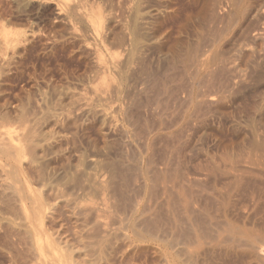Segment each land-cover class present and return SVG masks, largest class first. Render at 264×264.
Wrapping results in <instances>:
<instances>
[{"label": "rangeland", "instance_id": "obj_1", "mask_svg": "<svg viewBox=\"0 0 264 264\" xmlns=\"http://www.w3.org/2000/svg\"><path fill=\"white\" fill-rule=\"evenodd\" d=\"M42 1L0 0V27L4 26L0 28V138L4 141L11 137L14 144H21L20 154L25 157L21 155L20 166L40 168L37 171L39 174L42 171V178L40 175L28 178L30 181L34 178L32 186L40 185L37 187L41 191L37 192L44 195L43 199L48 191L59 198L55 202L70 211L65 210L67 214L77 215L78 228H82L80 232L83 231L84 235L81 234L86 241L84 248L89 245L86 254L95 246L96 252L103 247L102 260L91 252L92 261L95 264H168L162 239L167 218L164 188L170 184L166 170L173 169L190 177L203 173L204 176H200L203 181L217 180L218 184H201L205 187L214 184L218 190L223 188L221 191L226 190L223 182L230 172L238 175L241 181L232 183L234 188L227 187L235 191L229 193L228 190L231 204L229 199L225 200L224 212H227L223 217L231 216L226 220L248 231V235L253 232L251 238L264 245V0H242L243 9L237 14L238 18L226 23L227 26L223 23L234 9L230 0H69L66 8L55 0L54 4ZM55 5L59 7L54 8ZM217 33L224 36L219 34V37ZM98 54L107 59L103 57L100 61ZM214 78L217 81L223 78L219 83H226L228 87L223 86V89L218 82L212 86L216 82ZM163 97L168 102H164ZM4 143L1 148L7 149L8 143ZM163 180L168 184H162ZM4 202L1 201L3 205ZM3 205L0 204L1 228L5 219L10 218L9 214H13V206L5 204V208ZM197 205L195 207H199ZM47 207L45 211L49 212L50 205ZM150 224L160 227L157 234ZM1 228L0 264H15L9 256L14 248L5 250V244L11 245V240L4 237ZM87 234L89 238L85 237ZM142 246L147 250L143 252ZM236 247L230 253L211 249L200 255L198 261L201 262L197 264L207 261V264H234V261L241 264L243 259L242 264H246L247 259V264H260L253 262L241 247ZM132 248L139 253L134 254Z\"/></svg>", "mask_w": 264, "mask_h": 264}, {"label": "bare ground", "instance_id": "obj_2", "mask_svg": "<svg viewBox=\"0 0 264 264\" xmlns=\"http://www.w3.org/2000/svg\"><path fill=\"white\" fill-rule=\"evenodd\" d=\"M18 1V0H16ZM40 1V0H39ZM45 1L46 3L47 2H52V4H54V0H43ZM42 1V2H43ZM56 2L58 1L59 4L58 5H61V7H67L68 5V2L69 0H55ZM71 1V0H70ZM216 1V0H215ZM232 2V8L233 10H231V12L233 14H231V12L229 13L231 16L228 15V17L224 18V17H221L223 19H226L227 22L223 23L226 25L232 23V21H234V19L236 18L237 14H239V12H241V8L243 7L241 5V3L243 4L244 1L242 2V0H230ZM24 2V0H23ZM75 1H73L74 3ZM40 3V2H39ZM61 3V4H60ZM70 3V2H69ZM76 3V2H75ZM148 3V2H147ZM215 4V3H214ZM19 5V4H18ZM141 5V4H140ZM73 6L75 7V4H73ZM139 6V5H138ZM152 6V5H151ZM55 7H59L57 5L54 6ZM70 8V6H68ZM73 7V8H74ZM72 8V7H71ZM223 8V7H222ZM229 8V7H228ZM52 9V8H50ZM59 11H61L62 9L61 8H57ZM57 9L55 11H57ZM61 9V10H60ZM172 9V8H171ZM243 9V8H242ZM71 10V9H69ZM146 10V9H145ZM213 10V9H211ZM2 11V10H1ZM54 11V10H53ZM63 11V10H62ZM135 11V10H134ZM223 11V10H222ZM226 11V10H225ZM66 12V11H64ZM72 12V11H71ZM157 12V11H155ZM213 12V11H212ZM243 12V10H242ZM57 13V12H55ZM63 13V12H62ZM211 13V12H210ZM54 14V13H53ZM153 14V13H152ZM50 15V14H49ZM68 15V14H67ZM86 15V14H85ZM159 15V13H158ZM61 16V15H59ZM65 16V15H64ZM138 16V15H137ZM140 16V15H139ZM157 16V15H156ZM65 18V17H64ZM70 18V17H69ZM135 18V17H134ZM215 18V17H214ZM238 18V16H237ZM143 19V18H142ZM220 19V18H219ZM135 20V19H134ZM219 21V20H218ZM222 21V20H221ZM136 23V22H135ZM148 23V22H147ZM93 25V24H92ZM100 25V24H99ZM102 25V24H101ZM160 25V24H159ZM226 25V26H227ZM98 26V25H97ZM121 26V24H120ZM145 26V25H144ZM216 26V25H215ZM2 27V26H1ZM0 27V28H1ZM4 27V26H3ZM2 27V28H3ZM96 25L93 26V29H95ZM99 27V26H98ZM101 27V26H100ZM112 27V26H111ZM146 27V26H145ZM156 27V26H155ZM218 27V26H217ZM222 27V26H221ZM225 27V26H224ZM1 28V29H2ZM121 28V27H120ZM126 28V26H125ZM147 28V27H146ZM161 28V27H160ZM225 28H229L228 27H225ZM225 28H224V32H225ZM98 29V28H97ZM104 29V28H103ZM110 29V28H108ZM4 30V29H3ZM96 30V29H95ZM106 30V29H105ZM104 30V31H105ZM112 30V29H111ZM221 30V29H219ZM223 30V29H222ZM2 31V30H1ZM5 31V30H4ZM4 31H3V34H4ZM99 33H101V29L97 30ZM96 31V32H97ZM140 31V30H139ZM117 32V31H116ZM136 32V31H135ZM219 32V31H217ZM223 32V31H222ZM1 33V32H0ZM6 33V32H5ZM106 33V32H105ZM114 33V32H113ZM124 33V32H123ZM7 34V33H6ZM9 34V33H8ZM85 34V33H84ZM98 34V33H97ZM104 34V33H103ZM140 34V33H139ZM152 34V33H151ZM218 36L220 37V33H217ZM220 34V35H219ZM1 35V34H0ZM112 35V34H111ZM141 35V34H140ZM223 35V34H222ZM221 35V36H222ZM4 36V35H3ZM103 36V35H101ZM100 36V37H101ZM107 36V35H106ZM145 36V35H144ZM153 36V35H152ZM224 36V35H223ZM6 35L4 36V39H5ZM104 37V36H103ZM117 37V35H116ZM130 37V36H129ZM128 37V38H129ZM137 37V36H136ZM147 37V36H146ZM217 37V36H216ZM259 37V36H258ZM9 38V36H8ZM11 38V37H10ZM9 38V39H10ZM89 38V37H88ZM102 38V37H101ZM118 38V37H117ZM124 38V37H123ZM145 38V37H144ZM256 38V37H255ZM2 39V38H1ZM2 39V40H4ZM12 39V38H11ZM86 39V38H85ZM98 39H100L98 37ZM126 39V38H125ZM254 39V38H253ZM8 40V39H7ZM90 40V39H89ZM106 40V39H104ZM102 40V41H104ZM132 39H130L131 41ZM156 40V39H155ZM255 40V39H254ZM9 41V40H8ZM8 41H6L8 43ZM99 42L101 40H98ZM101 41V42H102ZM121 41V40H120ZM119 41V42H120ZM123 41V40H122ZM121 41V42H122ZM13 42V41H12ZM105 42V41H104ZM132 42V41H131ZM258 42V41H257ZM2 43V42H0ZM115 43V42H114ZM210 43V42H209ZM5 44V42H4ZM104 44V43H102ZM121 44V43H120ZM126 44V43H125ZM257 44V43H256ZM255 44V45H256ZM9 45H10V42H9ZM101 45V44H100ZM106 45V44H104ZM103 45V46H104ZM119 45V44H118ZM2 46V45H1ZM7 46V44H6ZM125 46V45H124ZM123 46V47H124ZM3 47V46H2ZM137 47V46H136ZM260 47H261V44H260ZM107 48V47H106ZM262 48V47H261ZM5 49V48H4ZM99 49V48H98ZM111 49V48H110ZM260 49V48H259ZM114 50V49H113ZM127 50V49H126ZM197 50V49H196ZM3 51V50H1ZM133 52V49L131 50ZM150 51V50H149ZM97 52V51H96ZM114 52V51H113ZM131 52V54H132ZM143 52V51H142ZM110 53V52H109ZM116 53V52H114ZM112 53V54H114ZM121 53V52H120ZM123 53V52H122ZM4 54V53H3ZM96 54V53H95ZM102 54H104L102 52ZM198 54V53H197ZM99 55V54H98ZM110 56V54H108ZM120 55V54H119ZM118 55V56H119ZM130 55V54H129ZM167 55V54H166ZM4 56V55H3ZM121 56V55H120ZM183 56V55H182ZM198 56V55H197ZM98 57V56H97ZM104 57V55H103ZM102 55H99V60L100 61H103L102 60ZM130 57V56H129ZM137 57V56H136ZM106 58V57H104ZM109 58V57H108ZM132 58V56H131ZM5 59V58H4ZM107 59V58H106ZM105 59V60H106ZM116 59V58H115ZM114 59V60H115ZM128 59V57H127ZM130 59V58H129ZM128 59V60H129ZM193 59V58H192ZM104 60V61H105ZM111 60V59H110ZM144 60V59H143ZM202 60V58H201ZM131 61V60H130ZM134 61V60H133ZM198 61V60H197ZM205 61V60H204ZM98 62V61H97ZM126 62V61H125ZM176 62V61H175ZM179 62V61H178ZM109 63V61L107 62ZM119 63V62H118ZM168 63V62H167ZM190 63V62H189ZM196 63V62H195ZM102 64V63H101ZM115 64V63H114ZM137 64V63H136ZM162 64V62H161ZM174 64V63H172ZM177 64V63H175ZM103 65V64H102ZM106 65V64H105ZM192 65V64H191ZM217 65V64H216ZM118 66V65H117ZM173 66V65H172ZM171 66V67H172ZM178 66V65H176ZM185 66V65H184ZM194 66V65H193ZM199 66V65H198ZM107 67V65H106ZM138 67V66H137ZM168 67V66H167ZM187 67V66H186ZM189 67V66H188ZM191 67V66H190ZM218 67V66H217ZM221 67V66H220ZM223 67V66H222ZM122 68V67H121ZM132 68V67H131ZM151 68V67H150ZM182 68V67H181ZM219 68V67H218ZM225 68V66H224ZM102 69V68H101ZM104 69V68H103ZM109 69V68H108ZM123 69V68H122ZM146 69V68H145ZM171 69V68H170ZM177 69V67L175 68ZM186 69V68H185ZM188 69V68H187ZM186 69V71H187ZM193 69V68H192ZM201 69V68H200ZM107 70V68H106ZM163 70V69H162ZM168 70V69H167ZM174 70V69H172ZM183 71V69H181ZM198 70V69H197ZM196 68H195V71H197ZM217 70V69H216ZM222 70V69H221ZM226 70V69H225ZM157 71V70H156ZM184 71V72H186ZM214 71L213 73H215V70H212ZM211 71V72H212ZM109 72V71H108ZM152 72V71H151ZM158 72V71H157ZM164 71H162L163 73ZM179 72V71H178ZM194 72V71H193ZM192 72V73H193ZM218 72V71H217ZM104 73V71H103ZM106 73V72H105ZM155 73V72H154ZM175 73V72H174ZM195 73V72H194ZM193 73V74H194ZM198 73V71H197ZM196 73V74H197ZM210 73V72H209ZM108 74V73H106ZM159 74V73H158ZM169 74V73H168ZM190 74V73H189ZM194 74V75H196ZM211 74V73H210ZM228 74V73H227ZM132 75V74H131ZM178 75V73H177ZM184 75V74H183ZM206 75V74H205ZM216 75V73H215ZM110 76V74H109ZM112 76V75H111ZM110 76V77H111ZM158 76V75H157ZM165 76V75H164ZM163 76V77H164ZM180 76V75H179ZM187 76V75H186ZM198 76V75H197ZM209 76V75H208ZM207 76V77H208ZM105 77V76H103ZM109 77V78H110ZM145 77V76H144ZM162 77V76H161ZM193 76H191L192 78ZM211 77V76H210ZM215 77V76H214ZM218 77V76H216ZM215 77V78H216ZM226 77V76H225ZM229 77V76H228ZM108 78V77H107ZM115 78V77H114ZM138 78V77H137ZM158 78V77H157ZM156 78V79H157ZM165 78V77H164ZM177 78V76H176ZM190 78V79H191ZM194 78H196V76H194ZM214 78V82L213 84H211L212 86L215 85V83L217 84L218 82V85L220 84L219 82L220 81H223V78L222 80H216ZM220 78V77H219ZM144 79V78H143ZM148 79V78H147ZM161 79V78H160ZM159 79V80H160ZM171 79V78H169ZM173 79V78H172ZM178 79V78H177ZM199 79V78H198ZM209 79V78H208ZM227 79V78H226ZM110 80V79H108ZM107 80V81H108ZM152 80V79H150ZM165 80H168V78ZM185 80V79H184ZM189 80V79H188ZM211 80L213 81V79L211 78ZM228 80V79H227ZM106 81V82H107ZM140 81V80H139ZM146 81V80H145ZM156 81V80H155ZM158 81V80H157ZM172 81V80H171ZM152 82V81H150ZM161 82H164V79L161 80ZM166 82V81H165ZM169 81H167L168 83ZM174 82V81H173ZM175 82H176V79H175ZM181 82V81H180ZM184 82V81H183ZM186 82V81H185ZM191 82V81H190ZM211 82V81H209ZM225 82V80H224ZM230 82V81H229ZM157 83V82H156ZM159 83V82H158ZM157 83V84H158ZM172 83V82H171ZM146 84V83H145ZM161 84H164V83H161ZM180 84V83H179ZM188 84V82H187ZM190 84H193V83H190ZM200 84V83H199ZM210 84V83H208ZM222 84V82H221ZM220 84V85H221ZM226 84V83H225ZM225 84H222V86H219V87H225ZM153 85V84H152ZM175 85V84H174ZM178 85V84H176ZM186 85V84H185ZM189 85V84H188ZM210 85V86H211ZM218 85H216L215 87H218ZM159 86V85H158ZM169 86V84H168ZM171 86V85H170ZM211 86V87H212ZM154 87V86H153ZM157 87V86H156ZM162 87V86H161ZM160 87V88H161ZM172 87V86H171ZM174 87V86H173ZM181 87V86H180ZM179 87V88H180ZM191 87V86H190ZM223 87V89H224ZM228 87V85L226 86ZM225 87V88H226ZM155 88V87H154ZM158 88V87H157ZM166 88V87H165ZM175 88V87H174ZM183 88V87H182ZM143 89V88H141ZM148 89V88H147ZM168 89V88H167ZM167 89H165L167 91ZM171 89V88H170ZM169 89V90H170ZM214 89V87H213ZM150 90V89H149ZM148 90V91H149ZM155 90V89H154ZM157 90L160 91V89L158 88ZM177 90V89H176ZM181 90V89H180ZM211 90V88H210ZM218 90V89H217ZM222 90V89H221ZM228 90V89H227ZM151 91V90H150ZM162 91V90H161ZM172 90H170L171 92ZM175 92V91H173ZM172 92V93H173ZM162 93V92H161ZM163 93H164V86H163ZM169 93V92H168ZM171 93V94H172ZM188 93V92H187ZM158 94V93H157ZM156 94V95H157ZM167 94V93H166ZM189 94V93H188ZM154 95V94H153ZM159 95V94H158ZM150 96V94H149ZM162 96V95H160ZM159 96V97H160ZM168 96V95H167ZM173 97L174 96V93L172 95ZM205 96V95H204ZM154 97V96H153ZM158 97V98H159ZM165 97V96H164ZM163 97V98H164ZM177 97V95H176ZM191 96H189V99H190ZM171 98V97H169ZM178 98V97H177ZM175 98V100L177 99ZM184 98V97H183ZM188 98V97H186ZM210 98V97H209ZM165 99V98H164ZM182 99V98H180ZM205 99V98H204ZM212 99V97H211ZM155 100V99H154ZM159 100V99H157ZM169 100V99H168ZM174 100V101H175ZM179 100V99H178ZM177 100V101H178ZM186 100V99H185ZM199 100V99H198ZM202 100V99H201ZM208 100V99H207ZM162 101V100H161ZM168 102L167 99L164 100V102ZM176 101V102H177ZM181 101V100H180ZM184 101V100H183ZM189 101V100H188ZM191 101V100H190ZM205 101V100H204ZM179 102V101H178ZM179 103H182V102H179ZM190 103V102H189ZM144 104V103H143ZM176 104V103H175ZM186 104H187V101H186ZM146 105V104H144ZM198 105V104H197ZM165 106V105H164ZM183 106V105H182ZM199 106V105H198ZM146 107V106H145ZM149 107V106H148ZM180 108V107H179ZM160 109V108H159ZM166 110V109H165ZM164 110V111H165ZM168 110V109H167ZM195 110V108H194ZM186 111V110H185ZM192 111V110H191ZM200 111V110H199ZM159 112V111H158ZM168 113V112H167ZM170 113V112H169ZM174 113V112H173ZM154 114V113H153ZM160 114V112H159ZM201 114V113H200ZM166 115V114H165ZM171 115V114H170ZM194 115V114H193ZM159 117V116H158ZM172 117V116H171ZM170 117V118H171ZM182 117V116H181ZM163 118H164V114H163ZM162 117L160 119H163ZM177 118V117H176ZM192 118V117H190ZM142 119V118H141ZM165 119V118H164ZM174 119V118H173ZM189 119V118H188ZM137 120V119H136ZM166 120V119H165ZM172 120V119H171ZM170 120V121H171ZM158 121V120H157ZM160 121V120H159ZM163 121V120H162ZM176 121V120H175ZM145 122V121H144ZM154 122V121H153ZM185 123V122H184ZM151 124V123H150ZM149 124V125H150ZM186 124V123H185ZM157 125V124H156ZM152 126V125H151ZM160 126V125H159ZM162 126V125H161ZM157 127V126H156ZM168 127V126H167ZM183 127V126H182ZM144 130V128H142ZM151 129V128H150ZM183 129V128H182ZM185 129V128H184ZM153 130V129H152ZM180 130V129H179ZM151 131V130H150ZM177 131V130H176ZM185 133V132H184ZM137 134V133H136ZM149 134V133H148ZM164 134V133H163ZM147 135V134H146ZM161 135V134H160ZM167 135V134H166ZM182 135V134H181ZM2 137V136H1ZM167 137V136H166ZM7 139H5L4 141H6L5 143L7 144L9 141V143L7 144V146L5 145V147H7V149H3L1 148V145H3L4 141L2 140L3 138H0V204L3 205V203H1V201L3 202V200L6 202H4L7 205H10V206H13V214L11 216L10 215V218L8 219H5V223L4 225L2 224V233L4 235V237H6L9 242L11 240V245H8V242L5 241V238L4 241L7 242V244H5V246L7 245V248L5 250H7L9 247H13L14 248V251L11 250V248L9 250H11V255H9L11 258H12V262H14L15 264H18V262L20 264H71V262L73 263H76V264H95L96 262L95 261H92V253H95L98 257V258H101L102 256V253H103V247L102 248H98L97 249V252L96 249L97 246H95L96 248H93V251H90L86 252L88 249V246L87 245L86 247L87 248H84V246L86 245V241H84V233L80 232V229L82 228H78L79 225H77V220L75 219V217H77V215H69V213L67 214L66 211L68 212L69 210H66L65 207L63 208L62 207V204H59L55 201H57V197H55L54 195H51L49 194L48 191H46L47 193L45 194V198L43 199V197L41 196L40 192H37V191H41V189L39 190V188L37 187V184H35V186H32L35 181L34 178H37L39 177V175L41 176L42 175V171H40L41 174H39V172L37 171V169H34L36 167H29L27 166H20V162L22 161V157L20 154V147L19 145H21L19 143V145H17L16 143L14 144L13 143V140H11L12 138L11 137H7ZM11 138V139H10ZM176 138V137H175ZM10 139V140H9ZM178 139V138H176ZM184 139V138H182ZM18 140V139H17ZM12 141V143H11ZM180 141H183V140H180ZM3 142V143H2ZM19 142V141H18ZM4 143V144H5ZM163 143V142H162ZM152 144V143H151ZM167 144V143H166ZM175 144V143H174ZM182 144V143H181ZM176 145V144H175ZM4 146V145H3ZM177 146V145H176ZM166 148V147H165ZM170 148V147H169ZM163 150V149H162ZM175 150V149H174ZM165 151V150H164ZM173 151V150H172ZM177 151V150H176ZM179 151V150H178ZM264 152V151H263ZM163 153V152H162ZM165 154V153H164ZM167 154V153H166ZM165 154V155H166ZM170 154V153H169ZM24 155V154H23ZM22 155V156H23ZM176 155V154H175ZM231 155V154H230ZM169 156V155H167ZM178 156V155H177ZM206 156V155H205ZM209 156V155H208ZM222 156V155H221ZM248 156V155H247ZM25 157V155L23 156ZM219 157V155L217 156ZM229 157V156H228ZM238 157V156H237ZM260 157V156H259ZM262 157V156H261ZM166 158V157H165ZM172 158V157H171ZM176 158V157H175ZM211 158V157H210ZM209 158V159H210ZM224 158V157H223ZM231 158V156H230ZM229 158V159H230ZM234 158V157H233ZM249 158V157H248ZM221 159V158H220ZM260 159V158H259ZM262 159V158H261ZM170 160V159H169ZM213 160V159H212ZM233 160V159H232ZM244 160V159H243ZM35 161V160H34ZM174 161V160H173ZM179 161V160H178ZM204 161H208V160H204ZM224 161V160H223ZM235 161V160H234ZM246 161V160H245ZM248 161V160H247ZM254 161V160H253ZM23 162V161H22ZM216 162V161H215ZM230 162V161H229ZM232 162V161H231ZM240 162V161H239ZM263 162V161H262ZM32 163H34L32 161ZM166 163V162H165ZM199 163V162H198ZM207 163V162H206ZM220 163V162H219ZM218 163V164H219ZM223 163V162H222ZM226 163V162H225ZM235 163V162H234ZM238 163V162H237ZM245 163V162H244ZM248 163V162H246ZM30 164V162L28 163ZM163 164V163H162ZM176 164V163H175ZM186 164V163H185ZM205 164V163H204ZM214 164V163H213ZM231 164V163H230ZM233 164V163H232ZM251 164V163H250ZM32 165V164H30ZM34 165V164H33ZM151 165V164H150ZM168 165H169V162H168ZM172 165V164H170ZM184 165V163H183ZM191 165V164H190ZM202 165V164H201ZM207 165V164H206ZM245 165V164H244ZM253 165V164H252ZM257 165V164H256ZM255 165V166H256ZM35 166V165H34ZM179 166V165H178ZM197 166V165H196ZM221 166V165H220ZM226 166V165H225ZM224 166V167H225ZM237 166V164H236ZM241 166V165H240ZM247 166V165H246ZM249 166V165H248ZM150 167V166H149ZM148 167V168H149ZM166 167V166H165ZM169 167V166H168ZM172 167V166H171ZM231 167V166H230ZM233 167V166H232ZM231 167V170H233ZM235 167V166H234ZM243 167V166H242ZM252 167V166H251ZM264 167V166H263ZM138 168V167H137ZM136 168V169H137ZM183 168V167H182ZM192 168V167H191ZM195 168V167H194ZM198 168V167H197ZM201 168V167H200ZM215 168V167H213ZM227 168V167H226ZM241 168V167H239ZM40 169V168H39ZM157 169V168H156ZM171 169V168H170ZM181 169V168H180ZM186 169V168H185ZM209 169V168H208ZM207 167H206V170H208ZM212 169V167H211ZM218 169V168H217ZM216 169V170H217ZM221 169V168H220ZM228 169L230 170V168L228 167ZM254 169V168H253ZM252 169V170H253ZM259 169V168H258ZM43 170V169H42ZM172 170V169H171ZM197 170V169H196ZM200 171L202 169H199ZM210 170V169H209ZM222 170V169H221ZM227 170V169H226ZM229 170H228V173H229ZM236 170V169H235ZM243 170L245 171V169L243 168ZM247 170V169H246ZM250 170V169H249ZM256 171V169H254ZM148 171V169H147ZM159 171V169H158ZM161 171V170H160ZM168 171V172H167ZM180 170H174L173 171H169V170H166V172L168 174L167 179L168 182L170 184H168L164 178L163 180V183L166 182V184H168V186L164 185L165 188H164V194H165V203H166V221L164 222L165 224V227L162 228L163 229V242H165V245H166V258H167V263L168 264H197L201 261H198L200 255L204 254L205 252H209L211 249H218L219 251L220 250H225L227 253H230L231 251L234 250V247L235 246H238L237 249H239V247L242 248V250L244 251V253H246V255H248V257L254 262L256 261L257 263H260V264H264V245H261L262 243H257V241L253 240L251 238V234L253 232H249L250 234L248 235V231L246 232L245 230H241V229H238L237 226H233L231 223L232 222H229V220L227 221L226 219L230 218V217H223L225 214V212H227V210L224 212L225 210V200L229 199L227 197L228 195V192L229 193H232L234 192L233 190L231 191L230 189L231 188H234L232 187V183L235 184V182H237V180L239 179L238 178V175H234L232 173L234 172H230L229 174H231L230 176H227L225 177L228 173L227 171H224L226 172L227 174H224L225 176V179L227 178L228 180L225 182V179H224V186H225V191H221L222 189H217V184L216 181H209L210 182H214V184L216 183V186L214 187V184L210 185L209 187H205V185L201 184L205 181L202 180V178L200 176H204V174H200L198 176H192L190 177L189 176H186V173L185 175H182L180 172ZM184 171V170H183ZM190 171V170H189ZM195 170H193L192 172H194ZM198 171V170H197ZM196 171V172H197ZM203 171V170H202ZM205 171V170H204ZM239 171V169H238ZM242 171V169H241ZM139 172V171H138ZM155 172V171H154ZM206 172V171H205ZM210 172H215V170L211 171ZM220 172V170H219ZM240 172V171H239ZM243 172V171H242ZM248 172V170H247ZM259 172V170H258ZM149 173V172H148ZM160 173V172H159ZM184 173V172H183ZM199 173V172H197ZM223 173V172H222ZM221 173V174H222ZM246 173V172H245ZM257 173V172H256ZM260 173V172H259ZM146 174V173H145ZM191 174V173H190ZM193 174V173H192ZM205 174H209L208 172H206ZM216 174V172H215ZM219 175H221L220 173H218ZM240 175V173H238ZM242 174V173H241ZM255 174V172H254ZM127 175V173L125 174ZM154 175V174H153ZM188 175V173H187ZM213 175V174H212ZM250 175V174H249ZM263 175V174H262ZM29 177H34L33 179H31V181H33V184L31 185L30 183H32L30 180H29ZM159 176V175H158ZM206 176V175H205ZM242 176V175H241ZM258 176V175H257ZM260 176V174H259ZM13 177V178H12ZM142 177V176H141ZM151 177V175H150ZM153 177V176H152ZM162 177V175H161ZM207 177V176H206ZM213 177V176H212ZM216 177H218L216 175ZM220 177V176H219ZM222 177V176H221ZM222 177V179L224 178ZM243 177V176H242ZM245 177V176H244ZM247 177V175H246ZM256 177V176H255ZM11 178V179H10ZM42 178V176H41ZM126 178V177H125ZM136 178V177H135ZM157 178V177H156ZM248 178V177H247ZM246 178V180H247ZM39 179V178H38ZM38 179H35V180H38ZM163 179V178H162ZM207 179V178H206ZM205 179V180H206ZM213 179V178H212ZM211 179V180H212ZM218 179V178H216ZM221 179V178H220ZM218 179V180H220ZM242 179V178H241ZM262 179V178H261ZM127 180V179H125ZM150 180V179H149ZM153 180V178H152ZM158 180V178H157ZM161 180V179H160ZM202 180V182H201ZM243 180V179H242ZM253 180V179H252ZM241 180L239 179V182ZM145 182V181H144ZM156 182V180L154 181ZM238 182V183H239ZM201 186H200V184ZM206 184L209 185V183L205 182ZM244 183V182H242ZM241 183V185H242ZM42 184V183H41ZM233 184V185H234ZM248 184V183H247ZM254 184V183H253ZM39 185V184H38ZM200 187H198V186ZM222 185V183L220 184ZM231 185V188L229 187ZM240 185V184H239ZM238 185V187H239ZM40 186V185H39ZM152 186V185H151ZM200 188V189H198ZM223 186V187H224ZM252 186V185H251ZM258 186V185H257ZM261 186V185H260ZM38 188L37 190L35 188ZM126 187V186H125ZM150 187V186H149ZM155 187V186H154ZM196 187V188H194ZM222 187V186H221ZM227 187H229L230 189H227ZM236 187V186H235ZM247 187V186H246ZM264 187V186H263ZM131 188V187H130ZM248 188V187H247ZM135 189V188H134ZM240 189V187H239ZM251 189V188H250ZM257 189V188H256ZM260 189V188H259ZM43 190V189H42ZM124 190V189H123ZM129 190V189H128ZM229 190V191H228ZM238 190V189H237ZM236 190V191H237ZM242 190V188H241ZM247 190V189H246ZM260 191V190H259ZM261 192V191H260ZM44 193V192H43ZM242 193V192H241ZM245 193V192H244ZM60 194V193H59ZM239 194V193H238ZM246 194V193H245ZM137 195V194H136ZM58 196V195H57ZM126 196V195H125ZM140 196V194H139ZM231 196V195H230ZM233 197V196H232ZM238 197V196H237ZM245 197V196H244ZM253 197V196H252ZM255 197V196H254ZM263 197V196H262ZM56 198V199H55ZM129 199V197H128ZM234 199V198H233ZM137 200V199H135ZM250 200V199H249ZM259 200V199H258ZM104 201V200H102ZM106 201V200H105ZM230 202V199L228 200ZM232 201V199H231ZM261 201V200H260ZM107 202V201H106ZM236 202V201H235ZM8 203V204H7ZM136 203V202H135ZM5 204L3 205L5 207ZM97 204V203H96ZM198 204L197 206L199 207H195V205ZM226 204H228V202L226 201ZM231 204V202H230ZM233 204V203H232ZM50 205V211L49 212H46L45 210L48 208L47 206ZM65 204H63L64 206ZM84 205V204H83ZM104 205V204H103ZM137 205V204H136ZM150 205V203H149ZM246 205V204H245ZM2 206V207H3ZM8 206V207H10ZM78 206V205H77ZM211 206V208H209ZM212 206H215L214 209L212 208ZM3 207V209H5ZM7 207V208H8ZM128 207V206H127ZM148 207V206H147ZM230 207V206H229ZM100 208V207H99ZM150 208V207H149ZM231 208V207H230ZM1 209V208H0ZM11 209V207H10ZM71 209V208H70ZM81 209V208H80ZM85 209V208H84ZM87 209V208H86ZM89 209V208H88ZM97 209V208H95ZM137 209V208H136ZM211 209V210H209ZM214 213H212L213 211ZM254 209V208H253ZM66 210V211H65ZM77 210V208L75 209ZM103 210V209H102ZM133 210V209H132ZM132 210H131V214H132ZM138 210V209H137ZM142 210V209H141ZM146 210V209H145ZM230 210V209H229ZM233 210V209H232ZM91 211V209H90ZM101 211V209L99 210ZM136 211V210H135ZM165 211V210H164ZM255 211V210H254ZM264 211V210H263ZM70 212V211H69ZM72 212V211H71ZM98 213V211H96ZM95 212V213H96ZM128 212V211H127ZM138 212V211H137ZM143 213H145L144 211H142ZM151 212V211H150ZM149 212V213H150ZM229 212V211H228ZM232 212V211H231ZM7 213V212H6ZM94 213V214H95ZM96 213V215H97ZM102 213V212H101ZM100 213V215H101ZM134 213V211H133ZM148 213V212H146ZM256 213V212H255ZM72 214V213H71ZM78 214V213H77ZM86 214V212H85ZM84 214V215H85ZM229 214V213H228ZM233 214V212H232ZM6 215V214H5ZM92 215V214H91ZM95 215V216H96ZM130 215V214H129ZM140 215V214H139ZM244 215V214H242ZM247 215V214H246ZM255 215V214H254ZM93 216V215H92ZM99 216V214L97 215ZM96 216V218H97ZM105 216V215H104ZM135 216V215H134ZM226 216V215H225ZM236 216V215H235ZM78 217H79V214H78ZM99 217H102L99 216ZM145 217V216H144ZM156 217V216H155ZM245 217V216H244ZM249 217V216H248ZM2 218H3V215H2ZM82 218V216H81ZM80 218V220H82ZM134 218V217H133ZM139 218V217H137ZM143 218V217H141ZM140 218V219H141ZM151 218V217H149ZM153 218V217H152ZM151 218V219H152ZM241 218V217H240ZM3 219V220H4ZM98 219V218H97ZM106 219V218H105ZM136 219V218H135ZM139 219V220H140ZM148 219V218H147ZM156 219V218H155ZM231 219V218H230ZM234 219V218H233ZM7 220V221H6ZM87 220V219H86ZM101 220V219H99ZM248 220V219H247ZM246 220V221H247ZM83 221V220H82ZM105 221V220H104ZM138 221V220H137ZM145 221V220H144ZM237 221V219L235 220ZM234 221V222H235ZM2 222V221H1ZM85 222V220H84ZM119 222V221H118ZM143 222V221H141ZM153 222V220H152ZM157 222V221H156ZM242 222V221H241ZM86 223H89V222H86ZM85 223V224H86ZM93 223V222H92ZM101 223V222H100ZM104 223V222H103ZM133 222H130L131 225ZM151 223V222H150ZM155 223V222H154ZM153 223V224H154ZM163 223V222H162ZM78 224H80L78 222ZM120 224V223H119ZM145 224V223H144ZM146 224H147V220H146ZM236 224V223H235ZM234 224V225H235ZM241 224V223H240ZM256 224V223H255ZM84 225V224H83ZM107 225V224H106ZM104 225V226H106ZM118 225V224H116ZM135 225V224H134ZM149 225V224H148ZM147 225V226H148ZM239 225V224H238ZM143 226V225H142ZM146 226V225H145ZM151 226V224H150ZM154 226V225H152ZM151 226V227H152ZM246 226V225H245ZM126 227V226H125ZM138 227V225L136 226ZM150 227L149 230H151L152 228ZM162 227V226H161ZM241 227V226H240ZM248 227V226H247ZM88 228V227H87ZM90 228V227H89ZM110 228V227H108ZM112 228V227H111ZM132 228V227H131ZM246 228V227H245ZM257 228V227H256ZM93 229V228H91ZM135 229V228H134ZM153 229L155 230H152L154 231L156 234L157 232L159 231L160 227L159 226H154ZM161 229V230H162ZM89 230V229H88ZM106 230V229H105ZM122 230V229H121ZM142 230V229H141ZM148 230V231H149ZM247 230V228H246ZM252 230V229H251ZM135 231V230H134ZM144 231V230H143ZM157 231V232H156ZM250 231V230H249ZM254 231V230H253ZM161 232V231H160ZM83 235H82V234ZM134 233V232H133ZM154 233V234H155ZM255 233H256V229H255ZM114 234V233H113ZM136 234V233H135ZM155 234V235H156ZM258 234V233H257ZM260 234V233H259ZM1 235V234H0ZM2 235V236H3ZM154 235V236H155ZM160 235V234H159ZM255 235V234H253ZM1 236V237H2ZM87 235H85V237H87ZM90 236V234H89ZM88 236V238H89ZM122 236V235H121ZM139 236V235H138ZM153 236V234H152ZM151 236V237H152ZM262 236V235H261ZM112 237V236H111ZM157 237V236H156ZM155 237V238H156ZM162 237V236H161ZM256 237V236H255ZM253 236V238H255ZM259 237V236H258ZM263 237V236H262ZM10 238V239H9ZM106 238V237H105ZM104 238V239H105ZM145 238V237H144ZM154 238V237H153ZM160 238V237H159ZM260 238V237H259ZM2 239V238H1ZM6 239V240H7ZM119 239V238H118ZM139 239V237H138ZM146 239V238H145ZM149 239H152V238H149ZM142 240V239H141ZM264 240V239H263ZM99 241V243L103 242L101 240H97ZM101 241V242H100ZM116 241V240H115ZM125 241V240H124ZM128 241V240H127ZM4 242V243H5ZM133 242V241H132ZM259 242V241H258ZM3 243V242H2ZM1 243V244H2ZM98 243V242H97ZM123 243V242H122ZM128 243V242H127ZM88 244V242H87ZM90 244V243H89ZM110 244V243H109ZM125 244V243H124ZM132 244V243H131ZM96 245V244H95ZM129 245V244H128ZM127 245V246H128ZM92 246V245H91ZM100 246V245H99ZM102 246H104V244H102ZM106 246V245H105ZM150 246V245H149ZM148 246V247H149ZM153 246V245H152ZM93 247V246H92ZM109 247V246H108ZM107 247V248H108ZM121 247V246H120ZM144 247V246H142ZM140 248V249H144L143 252L145 251V247L144 248ZM105 248V247H104ZM113 248V247H112ZM125 248V247H124ZM130 248V247H129ZM158 248V247H157ZM240 248V249H241ZM84 249V251L82 250ZM133 249V248H132ZM135 249V248H134ZM133 249V250H134ZM152 249V248H151ZM155 249V248H154ZM3 250V249H2ZM92 250V249H91ZM137 250V249H136ZM147 250V249H146ZM213 250V251H214ZM150 251V249H149ZM212 251V250H211ZM242 251V252H243ZM8 252V251H7ZM84 252V253H83ZM135 252L139 253V251H135L134 250V254ZM222 252V251H221ZM241 252V251H240ZM116 253V252H115ZM128 253V252H127ZM131 254V252H129ZM148 253V252H147ZM212 253V252H211ZM210 253V254H211ZM217 253V252H216ZM223 253V252H222ZM10 254V253H8ZM132 254H133V251H132ZM142 254V253H140ZM160 254V253H159ZM158 254V255H159ZM162 254V253H161ZM208 254V253H207ZM209 254V255H210ZM224 254V253H223ZM226 254V253H225ZM89 255V256H88ZM137 255V254H136ZM206 255V254H205ZM212 255V254H211ZM236 255V254H235ZM242 255V254H240ZM239 255V256H240ZM91 256V258L89 259L88 257ZM133 256V255H132ZM208 256V255H207ZM215 256V254H214ZM234 256V255H233ZM5 257V255H4ZM9 257V258H10ZM104 257V256H103ZM129 257V256H128ZM134 257V256H133ZM143 257V255H142ZM148 257V256H147ZM153 257V256H152ZM204 257V255L202 256ZM219 257H222L221 255H219ZM229 257V256H228ZM238 257V256H237ZM245 257V255H244ZM73 258V260H72ZM124 258V257H123ZM131 258V257H130ZM149 258V257H148ZM164 258V259H166ZM209 258V257H208ZM215 258V257H214ZM230 258V257H229ZM240 258V257H239ZM247 258V257H246ZM104 259V258H103ZM129 259V258H128ZM127 259V260H128ZM133 259V258H132ZM131 259V260H132ZM143 259V258H142ZM145 259V258H144ZM152 259V258H151ZM211 259V258H210ZM217 259V258H216ZM221 259V258H220ZM233 259V258H232ZM242 259V258H241ZM70 260V261H69ZM72 260V261H71ZM95 260V259H93ZM100 260V259H99ZM102 260V258H101ZM106 260H107V256H106ZM130 260V259H129ZM130 260V261H131ZM140 260V259H139ZM153 260V259H152ZM204 260V259H203ZM209 260V259H208ZM222 260V259H221ZM240 260V259H239ZM248 260V259H247ZM247 260L246 261V264H247ZM10 261V260H9ZM135 261V260H134ZM198 261V262H197ZM212 261V260H211ZM217 261H220L219 258ZM250 261V262H252ZM102 262V261H101ZM144 262V261H143ZM149 262V261H148ZM165 262V263H166ZM204 262V261H202ZM208 262V261H207ZM204 263V264H207ZM230 262V260H229ZM237 262V261H236ZM234 261V264L236 263ZM243 262H244V259H243ZM242 262V263H243ZM105 263V262H104ZM125 263V262H123ZM135 263V262H133ZM145 263V262H144ZM152 263V262H150ZM209 263V262H208ZM223 263V261H222ZM226 263V262H225ZM233 263V262H231ZM230 263V264H231ZM241 263V264H242ZM98 264V263H97ZM127 264V263H126ZM132 264V263H130ZM142 264V263H141ZM164 264V263H163ZM227 264V263H226ZM252 264V263H251Z\"/></svg>", "mask_w": 264, "mask_h": 264}]
</instances>
